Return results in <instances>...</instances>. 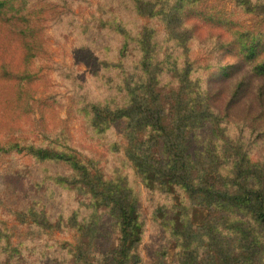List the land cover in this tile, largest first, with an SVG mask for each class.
<instances>
[{
	"label": "trees",
	"instance_id": "obj_1",
	"mask_svg": "<svg viewBox=\"0 0 264 264\" xmlns=\"http://www.w3.org/2000/svg\"><path fill=\"white\" fill-rule=\"evenodd\" d=\"M222 1L236 9L0 0V166L13 184L0 172V192L14 223L37 233L0 218V264H143L149 218L131 171L158 230L152 264H264V0ZM50 31L87 72L39 64ZM47 68L70 92L56 103L66 122L98 145L120 135L115 167L51 123L55 102L39 98Z\"/></svg>",
	"mask_w": 264,
	"mask_h": 264
},
{
	"label": "rangeland",
	"instance_id": "obj_2",
	"mask_svg": "<svg viewBox=\"0 0 264 264\" xmlns=\"http://www.w3.org/2000/svg\"><path fill=\"white\" fill-rule=\"evenodd\" d=\"M211 3H220L225 6L229 12H233L236 9V4L233 1H226L223 2L222 0H209ZM88 7L90 10V6ZM84 7V8H85ZM84 11V9H83ZM86 16H89L91 12L87 10V12L84 11ZM47 39V50L42 54V57L39 59V64L46 65V66H52L54 63H65L67 65L77 67L79 70H82L84 72L86 71V68L83 65H79L76 62V59L73 56L72 52V46L71 43L65 44V45H58L55 35L52 33V31L47 33L46 36ZM88 74V73H87ZM47 78L50 79V81L42 88L39 98H44L43 100L49 98L55 102L54 109L56 110L58 116H52L50 118V121L53 125H65L69 128L71 135L74 138L75 144L82 150H86L87 152H90L93 156L104 159L108 162V166L111 168L116 166V162L121 160V156L125 157L124 151H123V143L120 135H117L115 138H107L104 139L101 144L98 145L94 142H89L87 139L86 134L83 131L82 123L80 120H75L73 122H66V119H68L67 110L63 109L61 110L58 106H56V103L63 104L65 108L69 104V91L67 88L63 86L62 80H60L57 77V72L55 69L47 68ZM35 123H38V120L36 119L34 121ZM111 132H113L111 130ZM116 147L118 148L116 150ZM18 164H20L22 167L19 169L22 173V184H28L33 187L35 185L34 177L35 174L31 175H25L26 170L28 168L25 166L26 164H31V162L28 159L19 160ZM8 165L2 164L0 166V172L4 175L5 179H10L8 182V185L11 184L12 176L8 174ZM15 179L17 176H14ZM124 179L132 186L134 191L137 193H142L143 197H141L142 202L145 205L147 215L149 218V221L147 223V230L145 237L143 238L142 244L140 246V254L143 259V264H152L154 256L156 255V248L158 246V230L155 233V231L152 229V223H151V215H152V207L151 203L149 202L147 196L148 193L140 181L139 177L136 176L135 172L131 171L129 172L128 176L124 177ZM7 181V180H6ZM8 189L5 192H0V218L7 220L11 223L12 226L16 229L17 232L21 233L24 236H28L29 238H32L34 240L36 238V232L32 231L29 232L23 224L14 223V220H16V217L14 215V210L10 209L8 205L5 204V196L8 195ZM13 204H15L13 202ZM16 205V204H15ZM18 206V205H16ZM105 216L99 217L100 219H104ZM82 239V242L84 241L82 235H78ZM92 242V241H91ZM77 244V243H76ZM79 244V243H78ZM93 244V243H92Z\"/></svg>",
	"mask_w": 264,
	"mask_h": 264
}]
</instances>
